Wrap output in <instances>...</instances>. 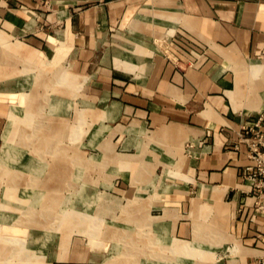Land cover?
Segmentation results:
<instances>
[{"label":"crops","instance_id":"1","mask_svg":"<svg viewBox=\"0 0 264 264\" xmlns=\"http://www.w3.org/2000/svg\"><path fill=\"white\" fill-rule=\"evenodd\" d=\"M59 31L62 62L87 82L84 140L110 186L163 192L149 196L160 213L146 219L147 237L179 241L168 252L177 264H259L264 216L254 213L239 133L260 118L264 130V0H0V47L20 54H5L0 94L21 90L23 74H54ZM16 61L25 69L11 71ZM13 264L125 263L84 238Z\"/></svg>","mask_w":264,"mask_h":264},{"label":"rangeland","instance_id":"2","mask_svg":"<svg viewBox=\"0 0 264 264\" xmlns=\"http://www.w3.org/2000/svg\"><path fill=\"white\" fill-rule=\"evenodd\" d=\"M54 40L56 55L48 62L55 66L54 74H23L26 84L21 90L8 92L10 96L0 94V102H6L2 103L6 110H0L6 123L0 130V159L6 157V165L0 167V204L13 194L22 200L16 207L13 197L14 205L0 208V247L12 245L6 249L11 253L0 255V264L7 263L8 256L11 264L43 261L46 250L64 252L72 239L84 238L92 249L114 255L125 264H147L148 247L153 250L154 264H177L176 254L168 252L179 250V241L147 237L146 219L150 213H160L158 207L152 211L147 205L149 196L155 193L159 199L163 192L149 191L146 185L122 191L110 186L111 177L98 160V149L88 137L84 140L89 129L84 121L92 117L86 105L87 82L71 74L62 62L68 35L59 31ZM6 48L0 54V66L5 54L20 58L16 47L9 48L11 52ZM20 65L16 61L9 66L18 72L25 69ZM43 69L53 68L43 65ZM26 70L35 72L36 68L27 65ZM41 140L51 147L44 143L41 149ZM110 160L114 161L106 158L104 162ZM32 194L43 196L26 203Z\"/></svg>","mask_w":264,"mask_h":264},{"label":"built area","instance_id":"3","mask_svg":"<svg viewBox=\"0 0 264 264\" xmlns=\"http://www.w3.org/2000/svg\"><path fill=\"white\" fill-rule=\"evenodd\" d=\"M262 118L254 125H243L240 130V139L245 142L251 165L247 167V177L252 180V191L255 198L254 213L264 216V130L261 125ZM259 264H264V256Z\"/></svg>","mask_w":264,"mask_h":264},{"label":"bare ground","instance_id":"4","mask_svg":"<svg viewBox=\"0 0 264 264\" xmlns=\"http://www.w3.org/2000/svg\"><path fill=\"white\" fill-rule=\"evenodd\" d=\"M49 127H51V125H49ZM48 130V129H47ZM47 133V132H46ZM28 138H29V136H28ZM31 141V140H30ZM35 141V140H34ZM6 143H8V141H6ZM44 143H46L47 145L49 144V143H47V140L46 141H44V140H41V143H40V148L42 149V147H44L45 145H44ZM6 146V145H5ZM48 146H50L51 147V144L50 145H48ZM110 151V150H109ZM8 152L9 151H7V154H8ZM6 157H4V156H2V158L0 159V167H3V166H5L6 165ZM4 168V167H3ZM38 172H39V170H38ZM38 182H39V180H38ZM43 194V193H42ZM14 195V194H13ZM13 195H8L9 196V198H8V200L7 199H4V201H3V203L2 204H0V208H2V205H9V207L10 206H12V205H14L13 204V202L11 203V200H13L12 198L13 197H16L17 199V201H15V204H16V202H17V205H16V207L17 206H19V204L18 203H22V200L19 198V195H17V196H13ZM33 195V194H32ZM42 196L43 195H33V196H30L28 199H26V203H29V202H31V201H34V202H36L38 199L40 200L41 198H42ZM4 198V197H3ZM10 201V202H9ZM12 209V208H11ZM20 220V219H19ZM99 228V227H98ZM116 228V227H115ZM97 234V233H96ZM90 238V237H89ZM123 239V238H122ZM93 245V244H92ZM4 245H2V248L0 249V255H2V256H4L5 254H8V253H11V250H6V249H11V246L12 245H10V244H8V245H5L4 247H3ZM13 253V252H12Z\"/></svg>","mask_w":264,"mask_h":264}]
</instances>
